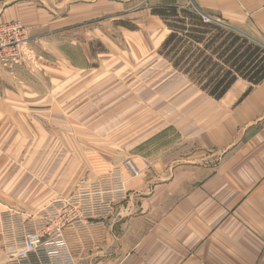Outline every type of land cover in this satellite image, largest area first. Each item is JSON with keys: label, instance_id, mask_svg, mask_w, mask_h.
I'll return each mask as SVG.
<instances>
[{"label": "crops", "instance_id": "1", "mask_svg": "<svg viewBox=\"0 0 264 264\" xmlns=\"http://www.w3.org/2000/svg\"><path fill=\"white\" fill-rule=\"evenodd\" d=\"M171 6L264 46V0H0L1 21L21 20L32 37L51 41L75 30L100 39L104 20L127 18L138 27V41L130 42L154 50L163 65L159 83L141 99L158 122L129 139L125 151H102L112 163L132 158L141 169L136 177L124 171L128 199L87 233L66 230L76 264H264V79L254 85L239 78L220 100L197 88L159 56L162 44H149L151 34L165 41L170 33L152 9ZM34 45L55 51L39 57L47 72H7L0 64V206L31 215L85 177L81 148L67 139L70 114L105 113L104 84L95 106H73V98L89 97L88 74L72 71L82 62L57 51L59 44ZM63 45L82 48L87 59L89 44ZM2 243L0 237V264Z\"/></svg>", "mask_w": 264, "mask_h": 264}, {"label": "rangeland", "instance_id": "2", "mask_svg": "<svg viewBox=\"0 0 264 264\" xmlns=\"http://www.w3.org/2000/svg\"><path fill=\"white\" fill-rule=\"evenodd\" d=\"M121 18L122 19L113 22L109 19L104 20L100 39L91 37L90 34L86 36L85 33L81 34L77 32V30L57 41L49 40L48 35H40L34 38L29 33V40L27 42L28 54L26 55L25 61L22 64L12 67L1 66L4 71L7 72L15 71L18 66L20 69H24L25 74H31L37 71L40 74L45 73L47 72V68L45 67H48V65H45L44 61H40L39 57L53 56V52L55 53V51H53V48L47 49L42 45L37 47L34 44H59L58 47L54 45L57 51L66 53V55L68 53L74 62H82L81 64L76 63L77 66H73L74 68H72V71L80 73L81 69H84L82 71L89 76V97L87 96L86 101L85 97L82 100L73 98V106L79 107L78 104L80 103L82 106H95L97 103L95 91L104 84L103 104L105 113L98 111L89 113L73 112L70 114L73 132L71 136L67 135V139H71L72 146H77L76 148L80 146L81 149L79 150L78 148V152L81 153V157L83 158L82 164H84L86 168L85 177L76 185L74 192L83 181L88 179L94 181L96 179L94 176L95 173L92 171L93 169H97L98 156L102 157L110 164L121 165V162L117 164L116 162L112 163L110 160H107L103 154L107 155V153L110 152L102 151H108L113 146L118 153L120 151H125L127 143L130 141L129 139H135L141 136L146 131V127L155 125L158 122V118L155 116L156 114L145 108L141 99H143L142 96L146 95H143L146 87L150 86V88H154V86L159 83V80H157L159 79L158 74L164 71L163 65L158 63V55L154 50L153 52L150 50L144 53L141 48L135 47L134 42H130L131 40L138 41V38H135V33H133V31L138 30V27L128 22L127 18ZM127 26L135 29H130ZM164 30L168 34V30L166 28H164ZM151 36L152 39L149 44H162L164 41L160 34H156L155 36L151 34ZM39 37L44 39L42 43L39 41L37 43L36 39ZM63 44H89L87 48V59H84V50L82 48H75L72 46V48L67 49L62 47L64 46ZM146 56H153V58L149 62L142 61V58ZM91 75H93L92 80H90ZM134 91L136 92L135 105L131 106L133 104L132 94ZM113 107H115V112L113 114L107 113V111H111ZM130 109L133 111L130 112L132 115L129 117L127 111ZM145 109L149 111L150 114L145 112ZM145 117H151V122L147 125L143 124ZM129 120L135 121V123H133L135 126L128 127ZM57 122H59V118L56 114V124ZM61 132H63V130ZM64 132L65 134H69L67 129ZM89 173L91 176H88ZM69 194L70 193L65 194V196L57 199L68 198V196L71 195ZM2 209L21 212L6 207H2ZM21 213H24L27 218L32 216L25 212Z\"/></svg>", "mask_w": 264, "mask_h": 264}, {"label": "built area", "instance_id": "3", "mask_svg": "<svg viewBox=\"0 0 264 264\" xmlns=\"http://www.w3.org/2000/svg\"><path fill=\"white\" fill-rule=\"evenodd\" d=\"M201 16L206 23L212 21ZM28 40V28L21 20L0 19V64H22L28 54ZM96 166L92 171L94 181H83L68 198L56 199L30 218L0 206V237L6 256L1 264H76L66 230L72 228L85 234L95 222L113 216L117 206L128 199L124 171L132 177L141 172L132 158L113 165L98 156Z\"/></svg>", "mask_w": 264, "mask_h": 264}, {"label": "trees", "instance_id": "4", "mask_svg": "<svg viewBox=\"0 0 264 264\" xmlns=\"http://www.w3.org/2000/svg\"><path fill=\"white\" fill-rule=\"evenodd\" d=\"M152 15L170 32L159 55L210 98L222 99L239 78L254 85L264 79V46L204 22L191 8L155 7Z\"/></svg>", "mask_w": 264, "mask_h": 264}]
</instances>
